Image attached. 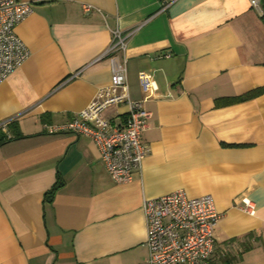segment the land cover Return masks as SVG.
Listing matches in <instances>:
<instances>
[{
    "label": "crops",
    "instance_id": "crops-1",
    "mask_svg": "<svg viewBox=\"0 0 264 264\" xmlns=\"http://www.w3.org/2000/svg\"><path fill=\"white\" fill-rule=\"evenodd\" d=\"M18 1L32 9L15 30L30 57L0 84V129L19 136L0 146V264H146L142 202L182 190L210 195L221 214L211 264H264V93L241 99L264 88L260 0ZM116 29H136L129 97L144 98L140 72L156 88L144 101L148 154L127 184L89 138L44 131L110 85L101 56ZM126 114L122 104L105 116L117 128Z\"/></svg>",
    "mask_w": 264,
    "mask_h": 264
},
{
    "label": "built area",
    "instance_id": "built-area-1",
    "mask_svg": "<svg viewBox=\"0 0 264 264\" xmlns=\"http://www.w3.org/2000/svg\"><path fill=\"white\" fill-rule=\"evenodd\" d=\"M173 1L167 0L166 6ZM250 5L256 7L257 2L251 0ZM90 10L91 6H83L86 14ZM31 13L27 2L0 0V84L30 57V50L15 30ZM135 31L116 29L112 32V41L101 56L107 57L110 63V85L99 90L98 96L74 119L62 125L46 126L44 130L50 135L71 134L89 138L110 179L116 184L130 183L134 174L142 169L148 148L140 139L150 117L144 101L156 91L151 74L140 72L137 77L144 98L132 100L129 97L124 51L128 38ZM122 104L127 108V120L116 128L105 114ZM212 199L210 195L189 198L182 190L158 199L144 200L146 264H211L212 237L221 218ZM251 210L250 202L245 200L243 211L250 214Z\"/></svg>",
    "mask_w": 264,
    "mask_h": 264
},
{
    "label": "trees",
    "instance_id": "trees-1",
    "mask_svg": "<svg viewBox=\"0 0 264 264\" xmlns=\"http://www.w3.org/2000/svg\"><path fill=\"white\" fill-rule=\"evenodd\" d=\"M260 2H261L260 8H262V11H264V0H260ZM260 93H264V88L257 89L251 93H248L245 96H243L241 99H249V98H252V96L260 94ZM18 137L19 136L14 133V131L11 127L9 128V131H7L5 133H2V130L0 129V146H2L8 140L15 139ZM56 191H57V184H55L49 192L45 193L46 194V196H45L46 200H50L54 196V193H56Z\"/></svg>",
    "mask_w": 264,
    "mask_h": 264
}]
</instances>
